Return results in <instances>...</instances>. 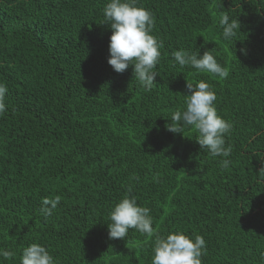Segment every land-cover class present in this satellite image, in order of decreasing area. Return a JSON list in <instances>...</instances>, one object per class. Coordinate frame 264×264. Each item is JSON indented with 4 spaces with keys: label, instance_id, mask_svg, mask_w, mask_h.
<instances>
[{
    "label": "trees",
    "instance_id": "obj_1",
    "mask_svg": "<svg viewBox=\"0 0 264 264\" xmlns=\"http://www.w3.org/2000/svg\"><path fill=\"white\" fill-rule=\"evenodd\" d=\"M108 2L0 0V250L15 253L0 264H20L32 243L57 264H151L155 236L176 231L203 236L202 264H264V0H138L163 43L151 90L134 66L108 63ZM222 13L241 23L231 42ZM181 49L212 52L229 76L179 66ZM201 80L233 125L229 157L201 149L191 128L167 130L187 81ZM127 194L150 209L152 237L109 238ZM56 196L45 218L42 200Z\"/></svg>",
    "mask_w": 264,
    "mask_h": 264
},
{
    "label": "clouds",
    "instance_id": "obj_2",
    "mask_svg": "<svg viewBox=\"0 0 264 264\" xmlns=\"http://www.w3.org/2000/svg\"><path fill=\"white\" fill-rule=\"evenodd\" d=\"M104 21L111 29L109 39L108 63L117 73H123L130 65L140 85L145 90H151L156 76L155 71L160 59L163 43L152 34L154 27L153 13L139 5L138 0H109L103 9ZM225 41H233L237 36L241 23L238 18H232L222 13L218 21ZM236 41V40H235ZM246 54L245 49H241ZM173 58L181 67L195 68L225 79L229 71L216 59L215 55L205 50L201 55L196 51L178 50L173 52ZM189 93L186 94L183 110L171 114V124L167 130L183 134L186 128L193 129L196 141L201 149L213 157H229L231 147L226 146V134L230 135L233 127L217 112L216 92L212 86L201 80L196 84L187 81ZM7 85L0 82V116L6 111L5 97ZM185 136V135H184ZM230 161L220 160L222 168H228ZM138 180V177H133ZM60 203V197L44 198L40 213L45 217L52 215ZM108 235L110 239H126L129 229H134L142 235H154L153 218L150 209L138 205L134 195H125L110 211ZM206 254V241L201 235L194 239L181 231L156 235L153 243L151 264H202V255ZM0 256L10 259L14 252L0 250ZM20 264H57L53 255L39 243H32L22 250Z\"/></svg>",
    "mask_w": 264,
    "mask_h": 264
}]
</instances>
